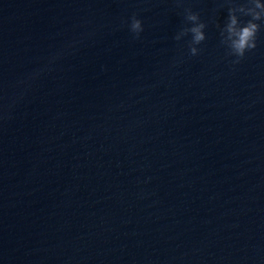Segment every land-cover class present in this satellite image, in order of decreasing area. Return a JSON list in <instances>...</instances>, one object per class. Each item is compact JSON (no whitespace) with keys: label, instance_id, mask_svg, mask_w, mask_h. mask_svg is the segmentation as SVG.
<instances>
[{"label":"water","instance_id":"95a60500","mask_svg":"<svg viewBox=\"0 0 264 264\" xmlns=\"http://www.w3.org/2000/svg\"><path fill=\"white\" fill-rule=\"evenodd\" d=\"M239 2L0 0V264H264V21L233 64Z\"/></svg>","mask_w":264,"mask_h":264},{"label":"clouds","instance_id":"9594fccd","mask_svg":"<svg viewBox=\"0 0 264 264\" xmlns=\"http://www.w3.org/2000/svg\"><path fill=\"white\" fill-rule=\"evenodd\" d=\"M187 19L192 22V27L188 31L192 33L193 43L200 44L206 39L204 31L206 25L200 22L199 15L196 13H190ZM261 21H264V0H244V2L232 3L228 6V16L220 35L222 43L235 58L232 60L233 64H238L247 53L257 48ZM131 27L136 33L143 31L142 22L138 19L133 21ZM198 52L195 46L191 48L192 55H197ZM58 57L59 54L52 57V60Z\"/></svg>","mask_w":264,"mask_h":264}]
</instances>
